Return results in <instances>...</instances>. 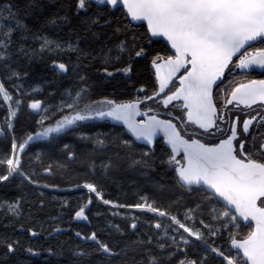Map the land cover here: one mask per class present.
Wrapping results in <instances>:
<instances>
[{"label": "trees", "instance_id": "trees-1", "mask_svg": "<svg viewBox=\"0 0 264 264\" xmlns=\"http://www.w3.org/2000/svg\"><path fill=\"white\" fill-rule=\"evenodd\" d=\"M28 2L0 0V4L10 5L30 29L25 33L27 39H20L19 32L14 34L15 43L10 49V58L0 62V82L13 96V106L16 99L21 101L17 117L12 121L14 131L9 132L6 123L9 104L0 100V157L11 153L13 138L20 143L29 134L35 136L42 130V125L38 123L42 114L28 108L33 100H39L48 107V115L62 100L68 99L67 90L75 92L84 86L89 88L92 100L108 98L117 103L143 101L158 90L152 59L157 54L170 56L168 48L162 42L154 41L145 25L131 21L122 6L101 14L102 22L107 20L109 24L97 27L99 38L91 39L85 37L82 29L83 14H75V0H37L41 8L25 16ZM94 12L95 8H92L88 15ZM8 15L7 8L0 12V23L14 24L12 20H4ZM54 15H66L70 18L69 22L47 26L48 18ZM117 28L121 31L117 32ZM36 36L65 46L79 41V47L90 58H78L70 51L40 52L42 41ZM121 42L129 49L133 44L137 48L143 47L146 55L137 58L132 50L131 56L125 51L119 54L120 59H115ZM21 46L25 52L34 54L18 52ZM105 54L112 58L107 65L104 63ZM54 61L66 64L68 71L58 74L52 66ZM4 63L17 71L20 78L7 79L10 69L4 67ZM128 64L132 65L128 75L117 71ZM105 67L114 74L105 75ZM82 75L85 76L84 81L79 79ZM34 88H39V91L33 92ZM141 88L145 91H139ZM157 102L152 101L148 108H153ZM67 111L57 112L51 119L45 120V125L54 124ZM126 131L110 119H93L50 134L47 138L34 139L25 146L20 153L21 166L30 180L16 176L0 186V242H18L14 254H8L6 247L0 246V264H138L146 261L148 254L162 255L157 247L160 243L173 245L167 249L168 252L175 251L177 246L185 248L183 253L176 252L177 257L197 262L203 260L204 264H220V258L211 253L208 245L233 251L228 241L229 230L239 232L238 238H242L244 232L241 226L234 227L228 218L213 220L214 214L221 215L220 208L212 205L202 192L186 190L176 182L173 171L166 163L168 151L160 144L153 150L140 146L128 137ZM97 138L105 139L106 145L98 147L95 144ZM122 141H128L127 147L122 146ZM144 151L150 152V167L133 165L128 159L139 160ZM70 154L72 159H69ZM105 165L108 167L105 168ZM5 170L6 166H0V173ZM85 183L94 184L104 199L118 205H136L144 202L142 198H147L149 203L167 210L182 223L200 229L205 233L206 243L188 237L190 244H177L180 236L185 237L186 234L171 221L131 207L105 205L82 187ZM89 196L93 202L86 212L88 220H75V211ZM15 201H19V216L10 215L7 207ZM115 212L120 215H113ZM186 214L193 218L187 219ZM156 222L161 223L160 229L154 227ZM132 223L137 224L135 230L130 227ZM205 224L220 229V232L215 237L208 235L210 230ZM110 225L118 226L120 231ZM57 228L61 230L55 231ZM31 232L37 235L33 236ZM77 232L85 236L95 232L100 240L121 254L107 258L103 253L94 251L98 246L92 241L77 237ZM149 239L151 244L147 243ZM29 247L39 255H27L24 249ZM78 250H84L88 255H75ZM162 264L165 262L162 261Z\"/></svg>", "mask_w": 264, "mask_h": 264}, {"label": "snow or ice", "instance_id": "snow-or-ice-1", "mask_svg": "<svg viewBox=\"0 0 264 264\" xmlns=\"http://www.w3.org/2000/svg\"><path fill=\"white\" fill-rule=\"evenodd\" d=\"M121 6L126 10L131 21L146 22L150 36L162 37L174 50V55L163 57L157 54L152 59L151 64L156 70L159 90L145 99L155 100L157 96L164 93L175 74L184 69V73L179 77L180 87L170 95L165 94L160 102L164 108H168L174 100H182L183 104L176 105V107L186 110V124L195 125L204 133H209L212 129L220 130L217 121H223L224 116L222 110L218 115L217 106L213 102V86L224 78L225 71L231 64H235V67L240 69L253 66L264 68V47L260 46L264 45V0H75V14L77 16L83 14L82 29L85 37L98 39L96 28H103L109 24L107 20L102 22L101 14ZM5 8L9 15L4 17V20H12L14 24L0 23V62H6L10 58V49L15 43L14 34L19 32L20 39H27L25 33L30 32L27 24L19 18L18 13L12 11L10 5L0 4V12ZM40 8L41 5L37 0H29L25 5V16ZM92 8H95V12L88 15ZM69 19L66 15H54L48 18L47 26L67 23ZM116 31L119 32L121 29L117 28ZM35 38L42 41L40 52L70 51L76 53L78 58H90L89 54L79 47V41L65 46L46 37L36 36ZM132 50L137 58L146 55L143 47L137 48L133 44L132 49H129L124 42H121L118 45V55L115 59H120L119 54L125 51H128L131 56ZM108 51L111 52L110 49ZM18 52L24 55L34 54L25 52L23 46L18 49ZM237 53H240L237 57L238 62H234L233 57L237 56ZM111 59L107 54L104 55L106 65ZM3 66L10 69L6 63ZM52 66L58 74L68 71V66L62 62L54 61ZM131 68L132 65L128 64L117 71L128 75ZM162 70H166L164 75H162ZM103 71L107 76L114 74L107 67ZM6 78L19 79L20 74L10 69V74ZM79 79L84 81L85 76L82 75ZM36 91H39V88L33 89V92ZM139 91L143 92L145 89L141 88ZM67 96L68 99L62 100L51 115H48L49 108L43 106L39 100H33L28 104L32 112L42 114L38 121L42 125V130L38 131L35 136L29 134L20 143L13 138L11 153L6 157H0V166H6V170L0 173V186H4L16 176L30 180L23 172L20 157V153L30 141L47 138L50 134L74 128L78 123L93 119H110L123 124L132 137L137 141L145 142L149 147L152 146L154 137L162 134L164 143L171 149L166 163L174 169L181 185L189 190L192 186H196L207 199L219 198V201L223 202L220 206L221 215L214 214L213 220L230 218L234 227L241 226L240 220H242V227L248 229L242 238H238L239 232L229 230L228 241L230 249L235 250L234 252L208 245L211 253L220 258V264H264V139L261 140L258 148L253 147L252 149H248L246 144L240 141L237 149L233 141L237 139L238 132L236 124L233 123L230 129L231 135L227 139L215 146H206L198 139L184 138L189 133L193 136L199 135L188 130L185 122L182 121L178 128L170 120L158 119L156 115L149 116L148 112H141L138 104L143 103L142 100L133 103H117L108 98L92 100L87 86L75 92L67 90ZM230 97L226 100L224 107L233 102L245 108H251L257 103L264 105V80L240 83L231 90ZM0 100L9 104L6 123L8 131L12 132L14 131L12 121L17 117L21 101L16 99L13 106V96L2 82H0ZM65 110H68L67 113L56 119L54 124L45 125V120L51 119L57 112L65 113ZM137 116H143L145 119L138 122ZM255 119L256 117H252L243 121L244 134L249 133L250 126ZM260 122H264V117H261ZM180 129H185L184 134ZM84 138L88 139V137ZM106 143L105 139L95 140L98 147H104ZM121 144L127 147L128 141H122ZM181 152L183 163L177 160ZM69 159H72L71 154ZM128 159L133 165L151 166L149 151H144L139 160L132 157ZM104 167L107 168L108 165ZM82 187L87 189L88 193L94 194L96 200L113 208L131 207L159 217H167L172 224L177 225L178 229L187 233L188 237L206 243L205 233L200 229L182 223L167 210L155 206L154 203H149L147 198H142L144 202L136 205H118L104 199L102 192L94 184L85 183ZM92 202V197L89 196L87 201L75 211L73 218L78 221L88 220L86 212ZM7 207L10 215L19 216V201L9 203ZM113 215H120V213L115 212ZM186 218L192 219L193 217L186 214ZM204 226L209 228L208 235L212 237L220 232V229H213L212 225L205 224ZM110 227H116L117 231H120L118 226L110 225ZM130 227L135 230L137 224L132 223ZM154 227L160 229L162 225L156 222ZM60 230L55 229L57 232ZM31 235L35 236L37 233L31 232ZM76 235L82 240L92 241L98 246L94 251L103 253L107 258L121 254L100 240L95 232L87 236L77 232ZM173 241H176L175 237ZM147 243L151 244V239ZM178 243L188 245L190 241L181 235ZM17 244L15 240L0 242V246L6 247L8 254H14L17 251ZM157 247L162 255L148 254L146 261L138 262V264H162V261L165 264H204L203 260L197 262L186 257H177L176 252L186 251L183 247L177 246L172 252L167 251L173 247L171 244L160 243ZM24 251L29 256L39 255L30 247ZM74 254L81 257L88 255L84 250H78ZM204 259L206 260L207 257Z\"/></svg>", "mask_w": 264, "mask_h": 264}, {"label": "flooded vegetation", "instance_id": "flooded-vegetation-1", "mask_svg": "<svg viewBox=\"0 0 264 264\" xmlns=\"http://www.w3.org/2000/svg\"><path fill=\"white\" fill-rule=\"evenodd\" d=\"M260 46L264 47V45H260ZM169 53H170V50H169ZM171 55L172 54L170 53V56ZM239 55L240 53H237V56L233 57L234 62H238L237 57ZM183 73H184V69H181L180 72L176 73L175 76L172 78V81L169 83L168 87L165 89L163 96L155 100H152V101H158L157 103L153 105L154 106L153 108L152 107L148 108V104L152 102L150 101V102L141 103L139 106V110L141 112H148L149 116L156 115L158 119L170 120L174 124H176L178 128L182 121L185 122L186 124V121H187V117L185 115L186 110L180 107H176V105L183 104L182 100H174L168 106V108H164L163 104L160 102L162 98L165 97V94L170 95L172 94L173 91H175V89L180 87L179 77ZM251 80H257V81L264 80V68L253 66L248 69H240L238 67H235V64L229 65V69L225 71L224 78L221 81H217L218 87L217 85L213 86V102L217 106L218 115L221 113V110H222V113L224 116L223 121H219V120L217 121V124L220 130L212 129L210 130L209 133H204L202 129L197 128L195 125L186 124V128L188 130H191V132L198 133L199 135L193 136L191 135V133H189L188 135H185L184 138L189 139V140L193 138L198 139L201 143H204L206 146H215L219 144L222 140L227 139L231 135L230 129L233 123H235L237 126L238 136H237V139L233 141L234 147L238 149V143L240 141H243L246 144V147L248 149H252L253 147L258 148L261 140L264 139V122H260L261 117H264V105L257 103L253 105L251 108H245L243 105L238 106L235 104V102H233V104L228 105L227 107H224L226 100L231 98L230 97L231 90L235 88L236 86H238L240 83H248ZM223 89H226V91H222ZM149 109H151V111H149ZM169 113H171V115H169ZM252 117H256V119L253 121V124L250 126L249 133L246 135L243 133V130H242L243 121L246 119H250ZM144 119L145 118L143 116L136 117V120L138 122H142ZM116 124L120 125L122 128L125 129L123 124H120L117 122ZM180 130L182 134H184L185 129H180ZM128 137L131 138L136 144L143 146L147 149L153 150L158 146V144H160L168 151L169 155L171 153V149L168 145L164 143V137L162 135L156 136L153 139V144L151 147H149L145 142H139L135 140L130 135ZM238 158H242V157L238 156ZM177 160H180L183 163V153L182 152L177 156ZM170 168L174 173L176 182H178V184L181 187L185 188L186 190H189L187 187L181 185V183L178 181V178L176 176L174 169L172 167ZM191 190H196L198 192H201L196 186H192ZM210 201L212 205H215V207H218L221 210L220 206L223 204V202L219 201V198H213V199H210ZM228 219L230 220L232 224H234L230 218ZM240 225H241V228L243 229L242 231L244 232L243 234L244 236L246 235L248 229L242 227L243 225L242 220H240Z\"/></svg>", "mask_w": 264, "mask_h": 264}, {"label": "water", "instance_id": "water-1", "mask_svg": "<svg viewBox=\"0 0 264 264\" xmlns=\"http://www.w3.org/2000/svg\"><path fill=\"white\" fill-rule=\"evenodd\" d=\"M138 22H140L141 24H143V25H145L146 26V28H147V24H146V22H143V21H138ZM147 32H148V29H147ZM148 34H149V32H148ZM150 35V34H149ZM151 37V36H150ZM154 41H162L168 48H169V50H170V53L172 54V55H174V50H172L171 49V47H170V45H168V42L166 41V40H164L162 37H151ZM163 94L164 93H161L160 94V96H157L155 99H157V98H160L161 96H163ZM150 101H152V100H145L144 102H150ZM140 104L141 103H139L138 104V109H139V106H140ZM127 133H128V135H130V136H132L131 135V133H129L128 131H127ZM159 135H162V134H158L157 136H159ZM134 138V137H133ZM155 138V137H154ZM135 139V138H134ZM136 140V139H135ZM139 142H143V141H139ZM233 251H235V250H233Z\"/></svg>", "mask_w": 264, "mask_h": 264}, {"label": "rangeland", "instance_id": "rangeland-1", "mask_svg": "<svg viewBox=\"0 0 264 264\" xmlns=\"http://www.w3.org/2000/svg\"><path fill=\"white\" fill-rule=\"evenodd\" d=\"M152 69H153V71H154V74H155V77H156V70L152 67ZM166 73V70H162V75H164ZM156 81H157V79H156ZM157 86H158V89H159V82L157 81ZM166 89V88H165ZM87 190V189H86ZM134 210H136V209H134ZM136 211H138V212H143V211H139V210H136ZM147 213H149V212H147ZM151 214H153V213H151ZM155 215V214H154ZM158 218H160V219H162V220H169V219H167V217H159V216H157ZM169 221H171V220H169ZM177 226V225H176ZM182 230V229H181ZM183 231V230H182ZM186 235H185V238H187L188 239V236H187V233H185ZM189 238H191V237H189ZM193 239V238H192ZM200 242V241H199Z\"/></svg>", "mask_w": 264, "mask_h": 264}]
</instances>
